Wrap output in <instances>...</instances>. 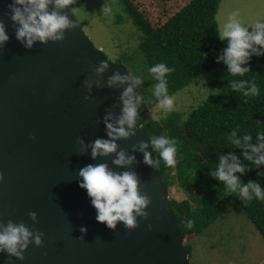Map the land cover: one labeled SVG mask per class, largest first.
<instances>
[{
  "label": "water",
  "instance_id": "1",
  "mask_svg": "<svg viewBox=\"0 0 264 264\" xmlns=\"http://www.w3.org/2000/svg\"><path fill=\"white\" fill-rule=\"evenodd\" d=\"M12 3L0 0V21L8 36L0 44V225L23 223L43 237L40 246L28 245L23 260L0 253V264H189L159 168L145 164L139 150L141 142L149 144L146 151L156 160L138 120L134 135L115 140L116 152L92 156L93 141L111 139L105 118L118 127L120 97L128 86H109L108 80L130 70L108 60L68 6L55 9L69 20L64 39L37 40L26 48L16 37ZM102 61L108 68L97 73ZM121 150L135 161L114 164ZM99 164L118 174L136 173L139 193L150 203L143 209L147 218L137 216L135 228L117 222L110 229L96 220L97 210L79 186V171ZM29 212L37 213L35 222ZM82 227L87 231L81 232Z\"/></svg>",
  "mask_w": 264,
  "mask_h": 264
},
{
  "label": "trees",
  "instance_id": "2",
  "mask_svg": "<svg viewBox=\"0 0 264 264\" xmlns=\"http://www.w3.org/2000/svg\"><path fill=\"white\" fill-rule=\"evenodd\" d=\"M118 2L140 34V42L131 55L123 52L116 63L131 67V73L135 75L143 72L137 64L145 62L147 69L142 83L138 85L142 89L136 88V92L143 97L137 119L141 120L140 124L149 137L165 135L177 141V163L167 167L161 162L158 168L168 191L177 181L188 196L183 201L170 199L183 239L192 240L205 233L233 204L240 206L264 238V201H242L238 195L227 193L224 183L210 175L215 164L219 163V157L232 152L246 167L244 174L237 173L241 181L247 183L251 180L264 187V165L257 167L247 161L242 155L244 149L232 145L228 140V135L236 129L237 138L250 133V143L257 144L256 132L264 130V55H252L247 64L249 72L242 77L232 76L223 61L217 62L227 46L226 41L218 39L217 33L221 0H190L181 11L157 28L148 22L131 0ZM117 18L119 22L124 21L122 14H118ZM138 57L143 60L134 64ZM159 62L174 69L167 75L170 95H177L204 77L213 79L216 92L188 115L172 111L163 120L147 124L142 122L143 100L148 99L149 107L156 105L151 95V86L155 81L151 79L148 68ZM233 79H254L260 87V95L244 98L241 92L230 87ZM154 155L157 160L158 154L154 152ZM188 220L193 222L191 228L186 227ZM185 251L190 264L192 246L185 245Z\"/></svg>",
  "mask_w": 264,
  "mask_h": 264
},
{
  "label": "clouds",
  "instance_id": "3",
  "mask_svg": "<svg viewBox=\"0 0 264 264\" xmlns=\"http://www.w3.org/2000/svg\"><path fill=\"white\" fill-rule=\"evenodd\" d=\"M49 4L54 7L51 12L48 11ZM68 4L69 0H13L9 8L12 13L11 20L19 25L16 29L17 39L26 48H31L37 40L41 42L63 40V30L70 27L69 20L55 9L64 8ZM103 11L108 13L110 9L105 7ZM249 28L252 29L251 32L248 31ZM217 33L218 39L227 43L222 54L217 58V62L223 61L232 76L242 77L249 72L247 64L252 55H264V17L242 23L238 12H230L217 23ZM7 40L8 36L5 32L4 23L0 21V44ZM107 68L108 63L102 61L96 71L103 73ZM172 71L174 69L163 62L155 63L148 68L151 79L155 81L151 86V95L155 98L156 106L165 114L174 109V96L168 92L167 80V75ZM126 82H128V86L120 97L123 107L119 118L116 120L118 127L108 122V117L105 118L107 135L111 139H96L92 142L91 150L94 158L98 154L106 156L116 152L115 140L135 134L133 126L143 99L135 91V88L142 83V76L132 73L121 75L117 72L108 80L109 86ZM230 87L241 92L244 98L257 97L261 91L254 79H233ZM138 122L140 124L141 120ZM125 125H127V129ZM140 126L143 127L142 124ZM256 138L257 144L250 143L252 140L250 133H245L242 137L237 138L236 129H233L228 135V140L232 145L244 149L242 152L244 158L259 167L264 165V130H258ZM149 139L153 151L158 154V159L154 161L150 153L146 151L149 144L141 142L139 150L144 153L145 164L160 167L161 162H163L165 166L172 167L177 163V141L175 138L165 135H151ZM81 143L83 142L81 141ZM134 161V156H126L125 152L121 150L116 154L113 163L123 166L130 165ZM245 171L246 167L239 158L234 153L229 152L219 157V163L215 164L214 171L210 175L224 183L227 193L238 195L242 201L253 199L264 201V187L251 180L244 183L237 175V173L242 175ZM79 176L82 178L79 186L86 189L91 198V203L97 210L96 220L98 222L105 223L110 229H115L117 222H123L125 226L132 229L137 226V216L147 218V213L143 209L147 207L150 200L146 195L139 193L136 173L124 171L118 174L109 170L106 164H99L85 166L80 169ZM2 180L3 175L0 174V181ZM28 215L33 222L37 220L36 212H29ZM185 224L187 228L193 226L191 220L186 221ZM0 229H2L0 230V253H7L9 258L15 257L23 260V252L30 243L36 246L42 244L43 233L38 230H29L23 223L14 224L9 221L6 226L0 225ZM86 231V228H81V232Z\"/></svg>",
  "mask_w": 264,
  "mask_h": 264
},
{
  "label": "rangeland",
  "instance_id": "4",
  "mask_svg": "<svg viewBox=\"0 0 264 264\" xmlns=\"http://www.w3.org/2000/svg\"><path fill=\"white\" fill-rule=\"evenodd\" d=\"M131 1L154 28L164 25L190 2V0ZM67 6L75 19L83 24L82 27L91 42L104 51L109 61L116 63L123 52L131 55L138 48L140 34L136 32L118 0H69ZM105 7L110 9L108 13L103 11ZM233 11L238 12L242 23H248L264 17V0H221L217 23ZM118 14L123 15L124 21L119 22ZM248 31L251 32L252 29L249 28ZM136 59L137 61H132L134 64L143 60L140 57ZM137 66L143 71L140 75L145 76L147 74L145 62ZM127 67L130 72L133 71L131 67ZM137 88L142 89L139 86ZM215 92L213 79L204 77L197 84L174 96L172 111L188 115L194 107L201 105ZM143 103L145 104L142 122L146 124L163 120L170 113H163L156 105L149 107L147 98ZM175 183L176 185L169 191L170 198L177 201L186 200L187 194L180 189L177 181ZM192 206L195 207L194 204ZM184 244L192 246L190 264H264V238L237 204L225 209L205 233L193 237L192 240L186 238Z\"/></svg>",
  "mask_w": 264,
  "mask_h": 264
}]
</instances>
